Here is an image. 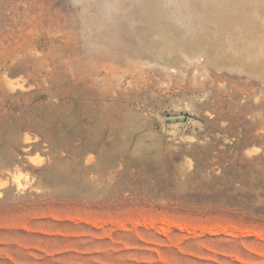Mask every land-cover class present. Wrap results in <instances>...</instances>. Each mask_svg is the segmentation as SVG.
Masks as SVG:
<instances>
[{
	"label": "rangeland",
	"instance_id": "1",
	"mask_svg": "<svg viewBox=\"0 0 264 264\" xmlns=\"http://www.w3.org/2000/svg\"><path fill=\"white\" fill-rule=\"evenodd\" d=\"M183 1L0 0V264H264V0Z\"/></svg>",
	"mask_w": 264,
	"mask_h": 264
},
{
	"label": "bare ground",
	"instance_id": "2",
	"mask_svg": "<svg viewBox=\"0 0 264 264\" xmlns=\"http://www.w3.org/2000/svg\"><path fill=\"white\" fill-rule=\"evenodd\" d=\"M177 1H181V0H177ZM187 2L188 1V3L190 4V6H191V9H192V7H194V8H196V9H201V8H205V10L207 11V9H206V5H204V2H202V0H184L183 2ZM211 1V0H210ZM182 3V2H181ZM226 4V3H225ZM217 5V4H216ZM212 6V5H211ZM215 6V5H214ZM213 7V6H212ZM222 7V6H221ZM193 8V9H194ZM213 8H217V7H213ZM218 8H219V6H218ZM209 9H211V8H209ZM222 9V8H221ZM212 10V9H211ZM199 11H201V10H199ZM209 11V10H208ZM215 12L213 13V14H216V12H218V10H214ZM224 12V11H223ZM220 13H221V11H220ZM218 14V13H217ZM218 16V15H217ZM221 16V15H220ZM218 19V18H217ZM233 19V18H232ZM164 222H167V221H165L164 220ZM164 222H162V223H164ZM170 223V222H169ZM168 223V224H169ZM166 224V223H165ZM167 224V225H168ZM167 228H169L168 226H167Z\"/></svg>",
	"mask_w": 264,
	"mask_h": 264
},
{
	"label": "water",
	"instance_id": "3",
	"mask_svg": "<svg viewBox=\"0 0 264 264\" xmlns=\"http://www.w3.org/2000/svg\"><path fill=\"white\" fill-rule=\"evenodd\" d=\"M184 118H185V116H183V115H176V116L169 117L170 120H182Z\"/></svg>",
	"mask_w": 264,
	"mask_h": 264
}]
</instances>
